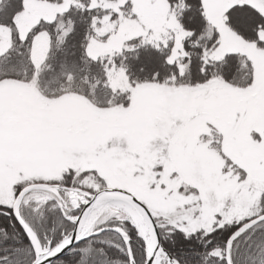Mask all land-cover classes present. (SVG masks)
Here are the masks:
<instances>
[{"label":"rangeland","instance_id":"1","mask_svg":"<svg viewBox=\"0 0 264 264\" xmlns=\"http://www.w3.org/2000/svg\"><path fill=\"white\" fill-rule=\"evenodd\" d=\"M89 1L91 7L109 12L95 30L97 35L107 37L104 42L91 39L87 49L91 57L109 56L126 48L130 39L140 38L153 44L169 43L171 61L181 71L186 69L182 64L186 56L183 41L188 33L180 27L166 0ZM127 1L129 15L121 9ZM201 2L209 23L205 37L211 38L213 31L218 35L207 59L217 62L228 54L243 55L252 68V80L243 86L229 85L221 79L190 87L158 83L131 86L122 69L111 68L109 86L129 90L131 100L125 106L110 101L99 107L83 95L47 97L30 83L3 79L0 205L12 207L19 183L55 181L69 170L77 175L94 171L104 182L100 189H121L143 202L158 220V229L170 226L185 233L208 232L215 224L253 219L255 205L264 191V50L234 34L225 24L224 14L232 6L249 5L264 15V0ZM71 3L26 0L20 20L22 38L36 23L53 21ZM35 41L36 55L42 59L47 38L41 34ZM9 45V33L0 29V54ZM212 128L221 135L218 152L210 143H200V136L210 135ZM219 152L230 160L229 166H225ZM182 186L195 189L198 195L181 193ZM71 189L59 186L67 207H71V193L80 194L76 188ZM50 195L35 192L25 204L40 208L51 201ZM194 200H199L200 211L190 218L179 209ZM130 212L136 215L124 205L104 202L92 212L84 229L88 233L101 230L93 228L103 214L118 220L125 215L140 235L138 222ZM77 216L67 219L72 223ZM64 239L50 245V249Z\"/></svg>","mask_w":264,"mask_h":264},{"label":"trees","instance_id":"2","mask_svg":"<svg viewBox=\"0 0 264 264\" xmlns=\"http://www.w3.org/2000/svg\"><path fill=\"white\" fill-rule=\"evenodd\" d=\"M42 1L62 3L64 0ZM166 1L180 27L188 33L183 41L186 54L182 62L186 66L184 71H181L177 63L171 61L172 46L169 43L153 44L140 38L130 39L126 42V48L109 56L91 57L87 51L91 39L104 42L107 37L97 35L95 30L101 26L102 19L109 12L91 7L89 0H72L66 11L57 15L51 22L36 23L24 38L21 36L20 20L25 13L26 0H0V29L10 36L9 47L0 54V81L10 79L30 83L47 97L83 95L93 104L103 107L110 101L125 106L131 100L129 90H113L109 86L108 72L111 68L122 69L131 86L158 83L190 87L203 82L211 83L216 79H221L229 85L243 86L244 82L249 83L252 80V68L243 55L228 54L217 62L207 59L206 54L217 44L214 45L218 35L213 31L211 38L205 37L209 23L201 0ZM121 9L126 11L125 15L131 14L130 2L127 1ZM224 16L225 24L234 34L264 50V15L252 6L235 5L228 9ZM41 34L47 38V49L42 51V59L37 57L35 48V40ZM103 95L105 99H101ZM220 140L221 135L216 128L211 129L210 135L200 136V143H210V147L216 152ZM219 155L225 166L231 164L221 152ZM233 170L243 175L235 167ZM88 182L97 185L99 189L104 184L94 171L77 175L69 170L55 181L29 180L17 184L15 198L24 187L33 183L59 185L96 193L97 190ZM180 192L198 195L195 189L188 186H182ZM199 207V200H194L179 210L194 218L199 215ZM254 211L257 216L264 214V191ZM19 213L42 246L48 242L54 246L73 229V224L67 217H74L79 211L71 207L62 211L56 200L38 208L32 203L25 204L24 199L20 204ZM255 215L254 217H257ZM124 216L118 220L103 214L98 218L93 230L119 227L129 237L133 264H144L145 242ZM248 220H233L222 226L215 224L208 232L197 230L185 233L170 226L163 229L159 227V230L163 247L178 264H226V243ZM216 251L219 254H215ZM230 258L232 264H264V222L246 231L233 242ZM33 261V250L13 217L11 207L0 205V264H31ZM52 264H129V258L122 238L116 233L107 232L83 241Z\"/></svg>","mask_w":264,"mask_h":264},{"label":"water","instance_id":"3","mask_svg":"<svg viewBox=\"0 0 264 264\" xmlns=\"http://www.w3.org/2000/svg\"><path fill=\"white\" fill-rule=\"evenodd\" d=\"M35 191L47 192L53 194L59 200L62 199L59 194V185L34 183L24 187L18 193L12 204V215L18 223L19 227L22 229L33 250L34 261L32 264H52L53 261L63 257L78 244L91 237L98 236L99 234H102L106 231L116 232L122 238L126 246L129 264H133V255L130 247V240L125 232H123V230L118 227H107L102 228L97 232L88 233L87 231H85L84 226L88 221L90 215L92 214L93 209L96 206L95 204L99 202V200H102L104 202H115L124 205L125 207L131 209L137 216L140 217V219H143V221L146 223L151 236L152 244L149 249H147L146 245V260L144 264H161L162 262H165L166 264H178L170 255V253L163 247L161 235L156 221L146 205L127 191L117 188H103L98 190L93 195H88L89 199L86 203L83 204V206H79L78 202L74 200L72 204L76 210H79V214L75 219L72 233L65 237L62 243L52 250L50 249L51 243H48L46 246H42L33 230L26 225L19 213L20 204L25 196ZM261 222H264V214L255 217L241 225L228 239L225 250L226 264H232L230 251L233 242L243 233L255 227Z\"/></svg>","mask_w":264,"mask_h":264},{"label":"bare ground","instance_id":"4","mask_svg":"<svg viewBox=\"0 0 264 264\" xmlns=\"http://www.w3.org/2000/svg\"><path fill=\"white\" fill-rule=\"evenodd\" d=\"M101 204H104V201H102V200H99V202H97L95 205V207H94V209H93V211L94 210H96ZM131 213V212H130ZM132 214V213H131ZM132 216L137 220V222H138V230L140 231V235H141V237L143 238V240L145 241V243H146V245H147V249H149V247L151 246V244H152V240H151V236H150V233H149V231H148V228H147V225H146V223L143 221V219H140V217L139 216H137V215H133L132 214ZM132 216H130L129 218L131 219V217ZM132 217V218H133ZM132 221H133V219H131ZM233 245V244H232ZM232 248V247H231ZM226 250V249H225ZM176 261V260H175ZM177 262V261H176Z\"/></svg>","mask_w":264,"mask_h":264},{"label":"flooded vegetation","instance_id":"5","mask_svg":"<svg viewBox=\"0 0 264 264\" xmlns=\"http://www.w3.org/2000/svg\"><path fill=\"white\" fill-rule=\"evenodd\" d=\"M112 228H116V227H112ZM116 233V232H115Z\"/></svg>","mask_w":264,"mask_h":264}]
</instances>
